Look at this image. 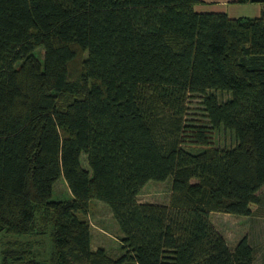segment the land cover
I'll use <instances>...</instances> for the list:
<instances>
[{"label":"trees","instance_id":"1","mask_svg":"<svg viewBox=\"0 0 264 264\" xmlns=\"http://www.w3.org/2000/svg\"><path fill=\"white\" fill-rule=\"evenodd\" d=\"M202 2L0 0V264H45V236L49 264H254L210 216L261 205L264 0L237 18ZM61 177L72 198L53 200ZM168 178L169 203L139 200ZM91 200L118 257L92 247Z\"/></svg>","mask_w":264,"mask_h":264},{"label":"rangeland","instance_id":"2","mask_svg":"<svg viewBox=\"0 0 264 264\" xmlns=\"http://www.w3.org/2000/svg\"><path fill=\"white\" fill-rule=\"evenodd\" d=\"M214 0H208L205 6H212ZM204 4H198L195 7L199 12H220V11H202ZM38 56H42V51L38 50ZM227 95H223L225 99ZM191 114L194 116L199 114L200 106L193 100L189 105ZM229 142V137L226 136ZM223 137H221L222 142ZM84 167L87 166L85 156L81 158ZM172 179L168 178L164 181H149L140 191L139 200L142 202H153L167 204L171 195ZM258 194L262 197L261 205L250 216H237L233 214L213 212L210 216L211 221L218 228L226 239L230 247H234L236 243L243 237H247L249 243L254 248L255 261L254 264H264V187ZM72 195L64 178H60L53 187V200H68ZM91 226L92 247L97 249L101 246L105 247L112 256H119L121 250V233L117 222L112 216L109 206L99 200H91L87 214ZM13 238L5 233L0 234V251L8 240ZM40 240L41 255L39 259L45 264H49L50 252L52 249L51 241L48 236L42 237ZM1 258V254H0Z\"/></svg>","mask_w":264,"mask_h":264},{"label":"crops","instance_id":"3","mask_svg":"<svg viewBox=\"0 0 264 264\" xmlns=\"http://www.w3.org/2000/svg\"><path fill=\"white\" fill-rule=\"evenodd\" d=\"M204 9L202 11H220L226 13L229 17H258L262 12V5L260 3H236L234 0H214L212 6H205L208 0H202ZM200 5V4H199ZM196 7V6H195Z\"/></svg>","mask_w":264,"mask_h":264}]
</instances>
